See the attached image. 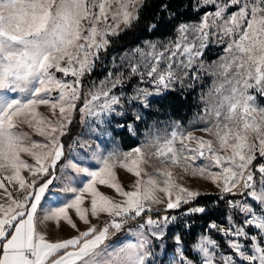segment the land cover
<instances>
[{
	"label": "snow or ice",
	"instance_id": "snow-or-ice-1",
	"mask_svg": "<svg viewBox=\"0 0 264 264\" xmlns=\"http://www.w3.org/2000/svg\"><path fill=\"white\" fill-rule=\"evenodd\" d=\"M145 2L0 0V264H156L153 240H162L177 217L153 219L149 214L153 206L164 205L157 212L180 209L202 195L179 183L183 176L174 173L176 168L184 175L214 183L221 190L220 199L224 194L247 192L259 213L247 202L230 200L231 207L245 214L243 225L227 230L215 223L210 226L233 238L228 245L234 255L223 256V264H264V164L257 165L258 180L251 167L257 153L264 159V107L256 98V94L264 98V0H228L199 22L180 23L175 40L161 48L146 42L147 52L137 48L131 55L125 54L120 59L127 61L128 74L109 72L98 84L90 82L83 105L77 109L84 77L111 45L110 37L139 19ZM200 3L216 4V0ZM237 5L236 11L226 15L229 7ZM210 36L226 42L219 64L226 79L211 90L217 98L199 117L205 125L201 131L210 139L176 121L163 139L153 136L128 152L114 148L105 154L97 146L94 165L69 160L61 172L70 169L75 176L64 177L59 190L50 188L54 180L61 179L55 175L64 157L61 137L77 111L81 122L87 117L104 125L107 117L124 115L125 99L148 107L149 97L174 90L177 84L183 87L189 71L190 79L198 80V73L207 68L202 57ZM69 76L73 79H64ZM132 76L150 83L152 89L137 87L132 97H125L122 90L116 94L114 90L122 89ZM40 106H47L55 119L45 116ZM141 118L140 113L135 114V120ZM22 126L44 139L33 140ZM128 128L135 132L133 125ZM154 159L158 165L152 164ZM149 164L154 168L151 173L145 168ZM117 167L136 177L133 190H125ZM97 185L114 189L122 199L104 194ZM70 210L86 229H80ZM207 211L204 206L188 207L182 215ZM102 214L108 219L91 222L90 216L99 220ZM146 214L135 231L129 229L132 239L109 243L129 221ZM62 222L78 234L49 239L48 226L59 229ZM246 227L256 229L257 234L250 235ZM175 240L178 259L172 264H194L181 246V237L177 235ZM193 247L201 264H216L214 249L219 246L211 237L201 236Z\"/></svg>",
	"mask_w": 264,
	"mask_h": 264
},
{
	"label": "rangeland",
	"instance_id": "rangeland-1",
	"mask_svg": "<svg viewBox=\"0 0 264 264\" xmlns=\"http://www.w3.org/2000/svg\"><path fill=\"white\" fill-rule=\"evenodd\" d=\"M226 3H228V0H216V4L201 5L200 0H198V5L200 7H211L212 6V8L206 13L214 12L216 10L217 5H223ZM238 7H239L238 5L229 7L227 9L226 15H230L232 12L236 11ZM205 14H203L202 17ZM200 20L192 21V22H185V23H196V22H199ZM120 27L121 29H124L123 24H121ZM176 35L177 33L175 31V33L172 36L166 39L145 40L134 48L128 49L119 54L112 55L110 58H105L100 64V66L98 63L99 61L97 60L95 63V67L98 64L99 66L98 70L99 72H101L102 76L98 78L95 77L90 82H96L98 84L99 81L103 80L106 76H108L109 72H112L114 75L118 72H123L125 75H127L128 74L127 61L122 62L120 59L121 57L125 56V54L131 55L133 51L137 48L143 49L145 52H147L149 49H148L146 42L156 43L158 45V48H161L164 44H167L169 40H175ZM225 47H226V42H219L215 40V38L210 36L209 43L207 47L203 50V57H202L205 65L207 66L206 70H203L200 73H198L199 79L196 81H192L190 79V77L192 76V72L189 71V79L185 80L184 86L181 87L179 84L175 86V88H189L190 87L189 85L201 86L200 88L201 96L199 100L202 104V110L200 111V113L194 114L190 119L186 121L174 119L171 117H167L163 119H159L155 117L153 119H149L146 112H148V109L151 107L152 102L155 99L163 96L167 91L164 92L160 96L149 97L148 107H144L143 104H141L139 101L129 102L127 99H125L123 101L124 115L107 117L106 123L104 125H99L94 120H90L87 117H85L84 121L81 122V119L79 117V128L76 131L77 132L76 135L73 136L71 139V142L69 144L70 146H69L68 153L66 157L64 158V161L62 162L61 166L67 163L69 160L73 161L74 163H81L82 166L94 165L95 164L94 153L96 151L97 146L99 147L101 152H104L105 154L108 151L113 150L114 148L118 149L121 152H128L131 149L137 146H140L142 143H145L148 138H151L153 136L158 135L161 137V139H163L171 132L173 128V122H176V121H179L184 129L188 131H192L195 135L204 136L206 139H210L211 137L208 136V134L201 131V129L205 125L203 122L200 121L199 117L204 115L205 107L213 104L215 99L217 98L211 90L214 88L215 85H219L223 83L226 79V77L220 74L223 70L219 68V64L221 63L220 57L224 55ZM139 58L140 57L138 55L135 57L136 60H139ZM57 75L62 76V74H57ZM229 75H231V73H229ZM64 79L71 80L73 78L69 76ZM90 82L84 83V88L82 89V95H81V98H83V100H84V92H86L87 88L90 86ZM137 87L149 88V90L152 89V86L150 85V83L141 82L139 76H132L130 80L124 83L122 89L118 87L114 91L116 92V94H120L122 90L125 97H132L135 95V89ZM226 88H227V85H226ZM53 95H56V94L54 93ZM256 98H257L258 105L264 107V98L260 97L259 94H256ZM39 110L45 116L55 119L51 110L47 106H40ZM136 113H140L142 117L138 121L135 120ZM58 115H59V112L57 109L56 116ZM128 125H133L135 129L134 133L132 131H129ZM22 128L25 132H28L30 135H32L33 140L42 141L44 139L43 137H40L39 135L33 133L32 130L28 128L27 126H22ZM68 128H67V132H68ZM93 128L97 129V131H93L92 130ZM122 128H126L131 135L138 137V140H139L138 145L132 148H128V149L122 147L119 137L115 135V132ZM62 139L63 137H61V142H62ZM257 157L259 158L258 153H257ZM24 158L28 159L29 163H34L32 158L27 157V156H25ZM254 162L255 161H253V163ZM158 163L159 162L155 159L152 161V164L158 165ZM197 163H201V162L198 161ZM259 164H264V159L260 158ZM61 166L58 169V171L55 173V175L57 177H60L61 179L54 180L53 185L50 186V188L55 189V190H59L61 187H63L64 177L68 175L75 176V174L72 173L70 169L65 170L62 173ZM251 167L255 174V178L258 180L260 174L257 171V167L254 168L253 165ZM145 168L150 173L154 171V168L152 167L151 164L145 165ZM173 171L174 173H179L180 175L183 176V179L179 180V183L183 184L185 187H188L193 190H199L202 194L220 195L221 190L211 181L202 179L198 176L192 177L190 175H184L183 173H181L179 168L173 169ZM212 171H218V169L213 168ZM116 172L125 190L126 191L133 190L131 185L134 184L136 177L133 174L127 172L125 169L120 168V167H117ZM22 174L26 178L29 177V173L27 171H24ZM75 186H79V185H75ZM97 186L99 190L103 192L104 194L111 196L114 199H118V200L122 199V197H119L115 193L114 189H111L104 185H97ZM2 192H3V189H0V193ZM13 194L16 195V192L13 191ZM234 195L239 196L234 201H240L241 203L247 202L254 209H256L257 213H259L260 209L257 206V203L254 202L251 197H248L246 191L244 193L236 191ZM85 206H89L88 201L85 202ZM195 206H199V205L194 204L191 207H195ZM157 208L163 209L164 205H154L153 206V210H156ZM70 214L73 215V219L76 220L81 230H84L86 229V227H88L87 225L82 224L78 220V218L75 216L72 210H70ZM89 218L92 223L99 224L101 220L107 218V215L102 214L99 220L91 216ZM146 218L147 217H145V219ZM245 219H246V216L243 212H241L238 208H233L230 206V212L225 218L224 223L219 224L218 226L223 227L225 230H227L230 226L241 227ZM138 223H143V222L129 221V223L125 225L124 229L121 232L116 233L110 238L109 243L123 242L126 239H132L133 237L131 236L129 229L135 231ZM46 230L48 231V238L51 240L66 239V238H70L78 234L75 230L71 229V227L66 225L64 222L61 223V226L59 229H57L54 224H50ZM167 230H168V227L165 229V235L162 240H156V239L153 240L152 251L154 253L156 264H172V260L174 258L178 259V255L176 253V248L178 247V245L176 243L175 237L179 235V233L176 232L169 239L167 237ZM245 231H247L250 235L257 234V230L252 227H246ZM220 233L223 236L224 241L227 244V247H221V245L209 233H206V232L201 233L198 236L197 241L192 245V249H193V252L199 257L200 261H201V256L197 251L194 250L193 246L199 242V239L201 236H205V235L215 240L217 245L219 246L218 248L214 249L216 253V264H223V260H222L223 256L234 255V251L230 249L228 245V241L233 238L231 236L224 235L222 232ZM169 241H173L174 243V248L171 250H168L167 248V244ZM240 242L245 243V238H241ZM160 245H163V248H161ZM181 246L183 247L185 251V245L182 242V240H181ZM189 258L193 259L191 257ZM194 264H197L196 261H194Z\"/></svg>",
	"mask_w": 264,
	"mask_h": 264
},
{
	"label": "trees",
	"instance_id": "trees-1",
	"mask_svg": "<svg viewBox=\"0 0 264 264\" xmlns=\"http://www.w3.org/2000/svg\"><path fill=\"white\" fill-rule=\"evenodd\" d=\"M211 7H200L198 0H146L144 7L139 13V19L133 23L130 28L120 32L116 37H111V45L106 52H102L98 59L99 66L105 58H110L112 55L119 54L128 49L134 48L145 40L166 39L172 36L180 23L198 21L209 11ZM155 25V27H151ZM215 55V54H214ZM98 64L93 69L91 74L84 77L83 83L90 82L95 77H101L102 74L98 70ZM201 86L195 85L189 88H175L168 90L163 96L155 99L151 107L148 109L147 115L149 119L171 117L179 120H188L194 114L200 113L202 104L200 102ZM83 98L77 102V109L82 107ZM79 112L74 114L72 123L69 125L67 134L63 137L64 157L58 162L55 173L60 168L64 158L66 157L69 144L76 131L79 128ZM119 137L122 147L128 149L138 145V137L129 133L126 128H122L115 132ZM260 158L254 163V168L259 164ZM220 195L202 194L197 197L189 205H181L180 209H172L167 211L153 210V217L161 213H175L177 220L175 223H170L167 230V237L170 239L176 232L179 233L182 242L185 245L186 255L193 258L197 264H201L199 257L193 252L192 245L197 241L201 233H209L221 247H227L223 236L210 225L223 224L225 218L230 212L229 201H234L237 195L225 194L223 199ZM197 204L208 209L206 213H198L192 215H181L188 207ZM108 219L105 218L103 220ZM144 217L138 218L139 222H144ZM168 250L174 248L173 241L167 244Z\"/></svg>",
	"mask_w": 264,
	"mask_h": 264
},
{
	"label": "built area",
	"instance_id": "built-area-1",
	"mask_svg": "<svg viewBox=\"0 0 264 264\" xmlns=\"http://www.w3.org/2000/svg\"><path fill=\"white\" fill-rule=\"evenodd\" d=\"M149 214L151 215V213H149ZM147 215H148V214H146V215L144 216V218L147 217ZM164 215H168V216H176V217H177V215H176L175 213H161V214H159V215H157V216H164ZM181 215H182V213H181ZM157 216H155V217L152 216V217L156 219ZM137 221H138V218H137V220H136L135 222H137ZM132 222H133V221H132ZM138 222H139V221H138Z\"/></svg>",
	"mask_w": 264,
	"mask_h": 264
}]
</instances>
